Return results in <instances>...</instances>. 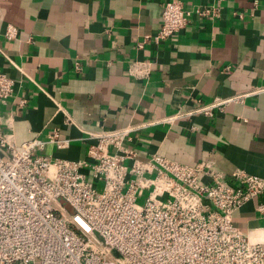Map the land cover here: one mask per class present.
<instances>
[{"label":"crops","instance_id":"0c3cea01","mask_svg":"<svg viewBox=\"0 0 264 264\" xmlns=\"http://www.w3.org/2000/svg\"><path fill=\"white\" fill-rule=\"evenodd\" d=\"M169 1L0 0V68L14 80L1 106L5 133L20 146L59 132L69 147L48 143L42 154L84 161L93 134L131 127L126 147L140 161L158 154L191 167L210 163L234 187L239 170L264 181V0H180L187 26L168 43L139 48ZM136 62L152 63L149 76L131 75ZM239 96L213 118L189 114ZM259 203L233 219L264 246Z\"/></svg>","mask_w":264,"mask_h":264},{"label":"built area","instance_id":"2783aa9c","mask_svg":"<svg viewBox=\"0 0 264 264\" xmlns=\"http://www.w3.org/2000/svg\"><path fill=\"white\" fill-rule=\"evenodd\" d=\"M187 23L183 2L169 1L160 28L138 47L168 43ZM17 35L8 26L6 38ZM151 66L136 62L130 73L145 78ZM13 88L14 80L0 68V264H264L263 244L233 219L258 199L264 220L261 178L239 170L234 187L210 163L191 167L158 154L140 161L126 147L131 127L93 134L97 142L87 160L53 159L42 154L48 143L60 150L70 145L59 132L48 142L20 146L5 133L1 106ZM243 98L214 100L189 114L213 118Z\"/></svg>","mask_w":264,"mask_h":264}]
</instances>
